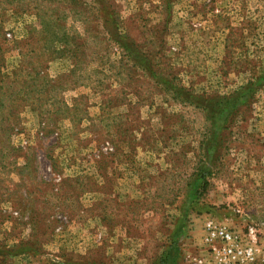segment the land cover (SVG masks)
Listing matches in <instances>:
<instances>
[{
    "label": "rangeland",
    "instance_id": "374dc122",
    "mask_svg": "<svg viewBox=\"0 0 264 264\" xmlns=\"http://www.w3.org/2000/svg\"><path fill=\"white\" fill-rule=\"evenodd\" d=\"M206 219L264 243V0H0V264H154L176 228L182 264Z\"/></svg>",
    "mask_w": 264,
    "mask_h": 264
},
{
    "label": "trees",
    "instance_id": "16d2710c",
    "mask_svg": "<svg viewBox=\"0 0 264 264\" xmlns=\"http://www.w3.org/2000/svg\"><path fill=\"white\" fill-rule=\"evenodd\" d=\"M125 56H131L133 62L140 67L144 68L143 64L151 63L149 58L144 62L141 58V54L137 52V49H124ZM138 59V60H137ZM136 60V62H135ZM139 61V62H138ZM143 61V62H142ZM146 69V68H144ZM247 86V85H246ZM245 88V87H244ZM247 88V87H246ZM186 92L185 90H183ZM247 91V89H246ZM172 93L174 97L178 96L182 99H188V96L183 95L182 89H173ZM188 94V93H187ZM246 92L243 88H239L235 93L227 95V96H209L204 98L205 102V112L206 118L210 122L209 128H207V132L205 133L206 139H203L202 147H203V158L199 159V165L196 168L195 177L188 183L189 193H188V201L193 203L199 201L201 195L206 190L207 186V175L209 173V169L207 167L206 161L212 159V150L216 147L219 142V134L221 130L224 128L225 121L228 120L232 114L233 108L239 103V100L245 97ZM175 97V98H176ZM212 101L215 103L211 104ZM222 122V124H218ZM220 144V143H219ZM219 147V146H218ZM193 201V202H192ZM179 228H176L173 233H171V239L164 250L160 252V254L155 258L154 264H177V256H178V246L176 244V238L178 236ZM19 252V251H18ZM70 260L62 261L57 264H70ZM95 264V263H92Z\"/></svg>",
    "mask_w": 264,
    "mask_h": 264
},
{
    "label": "built area",
    "instance_id": "2783aa9c",
    "mask_svg": "<svg viewBox=\"0 0 264 264\" xmlns=\"http://www.w3.org/2000/svg\"><path fill=\"white\" fill-rule=\"evenodd\" d=\"M202 229L205 252L185 256L182 264H264V243L252 225L240 232L206 219Z\"/></svg>",
    "mask_w": 264,
    "mask_h": 264
},
{
    "label": "crops",
    "instance_id": "0c3cea01",
    "mask_svg": "<svg viewBox=\"0 0 264 264\" xmlns=\"http://www.w3.org/2000/svg\"><path fill=\"white\" fill-rule=\"evenodd\" d=\"M137 120H138V119L136 118V121H137ZM139 120H140V119H139ZM142 128H146L145 125H143V126H139V130H140V131H141ZM137 129H138V128H137ZM130 130H131V129H130ZM130 130H129V131H130ZM135 130H136V128H135Z\"/></svg>",
    "mask_w": 264,
    "mask_h": 264
}]
</instances>
